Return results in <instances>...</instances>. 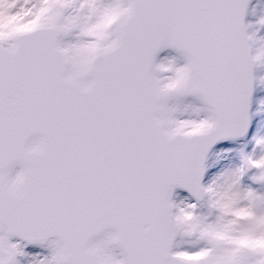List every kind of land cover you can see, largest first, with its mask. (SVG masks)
<instances>
[{
  "label": "snow or ice",
  "instance_id": "1",
  "mask_svg": "<svg viewBox=\"0 0 264 264\" xmlns=\"http://www.w3.org/2000/svg\"><path fill=\"white\" fill-rule=\"evenodd\" d=\"M0 264H264V0H0Z\"/></svg>",
  "mask_w": 264,
  "mask_h": 264
}]
</instances>
